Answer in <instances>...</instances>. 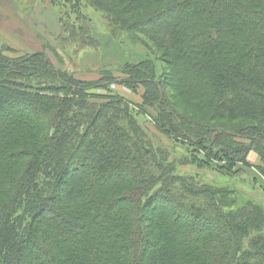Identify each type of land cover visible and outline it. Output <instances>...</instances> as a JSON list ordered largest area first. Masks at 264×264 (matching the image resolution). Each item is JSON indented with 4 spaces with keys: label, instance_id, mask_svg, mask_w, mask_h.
<instances>
[{
    "label": "trees",
    "instance_id": "1",
    "mask_svg": "<svg viewBox=\"0 0 264 264\" xmlns=\"http://www.w3.org/2000/svg\"><path fill=\"white\" fill-rule=\"evenodd\" d=\"M40 2L55 46L0 41V264H264V0H86L151 55L99 82L50 55L101 51L82 1Z\"/></svg>",
    "mask_w": 264,
    "mask_h": 264
},
{
    "label": "rangeland",
    "instance_id": "2",
    "mask_svg": "<svg viewBox=\"0 0 264 264\" xmlns=\"http://www.w3.org/2000/svg\"><path fill=\"white\" fill-rule=\"evenodd\" d=\"M40 1L41 0H0V21L2 22V24L0 25V30L4 34L3 39L0 33V41L6 46L12 47V49L16 50L20 56L26 55V53L34 51L35 48H37L40 52L42 50V46H39L40 43L36 42V40L27 30V24H30L31 26L33 25L34 27L42 25V28L46 30L45 33L47 34L46 36L49 41L48 43L51 42L52 45L55 46L53 40V36L55 35L50 34V32H53L55 30L54 17L55 15L57 16V12L56 10L50 9L46 5H43ZM81 1L87 9L88 15L92 19L93 26L98 34L97 38L102 42L101 44L105 49L104 58H97V60L96 58H91L90 60H88V62L83 61L81 63L85 55L89 56L92 53L77 55L74 50L75 45L70 47V44L66 43L65 47L62 44L59 45L63 53L66 52L65 54L69 59H63L65 60L64 66L58 63V59L50 53L57 67H59L61 70H68L71 73H74L75 76L79 79L85 81L99 82L103 71L110 70L115 77L120 78L123 77L122 67L124 64H137L147 57L151 58V55L149 54L148 50L143 45H140L138 43L140 41H144L143 36H136L135 39L138 40V42H131L130 40H128L129 36L123 34L120 27L116 23L111 22L107 12L99 8H89L86 5V0ZM108 34H115V39L118 41H122V45L119 46L118 44H115L110 38V36H108ZM43 42L45 44L47 43L45 39H43ZM148 43L150 46H153L151 42L148 41ZM35 45H37V47H35ZM97 54H101V52H98ZM167 67H169V64H167ZM100 70H102L101 73ZM171 73H173V70L169 68V70L167 71L168 78L171 76ZM141 90L142 89H140L136 93H133L127 87L115 84L111 86V93H107L104 90H95V93L104 96L120 95L134 104H141ZM166 91L171 96L175 108L182 115L194 118H197L199 115H201L189 109L187 110L186 106L181 103L180 97L177 95L176 91L171 88H167ZM147 127L154 134L153 136L156 137L155 142H157L159 139L163 143L169 144V142L164 136L160 135L159 133H156V130L152 125L147 124ZM255 158L256 157L251 158L252 163L253 161H255V163L259 161L258 157L256 159ZM18 169L20 170V167ZM246 171L249 175L254 174L252 173L253 171ZM195 172L196 169L194 168L184 167V173L188 175H193L195 174ZM200 175L203 179H205L206 182L211 181L213 179H219L220 182L223 181L224 183L227 182L226 180H221L222 178L217 177L212 171L203 170ZM249 175L244 176V178L248 179L250 177ZM241 179L242 178L240 177V180ZM251 179L252 178L248 179L247 181H245V183L247 182V185H249V183L251 184ZM66 181L68 182L69 180ZM256 190L259 192V200H264V191L259 189ZM0 201L5 202L6 199L0 196Z\"/></svg>",
    "mask_w": 264,
    "mask_h": 264
},
{
    "label": "crops",
    "instance_id": "3",
    "mask_svg": "<svg viewBox=\"0 0 264 264\" xmlns=\"http://www.w3.org/2000/svg\"><path fill=\"white\" fill-rule=\"evenodd\" d=\"M29 15V14H28ZM0 17H1V13H0ZM55 20H54V25H55V30L53 31V32H50V34H53V35H55V36H53V39H54V37H56V36H58L59 34H60V28H59V25H58V22H57V16L55 15ZM2 24V22L0 21V25ZM26 26H28V27H26L27 28V30L30 32V34L33 36V38L36 40V42H39L40 44H39V46H42V49H43V43H42V39L41 38H43V39H45V40H48L47 39V34L45 33L46 32V30H44L43 28H42V25L40 26V25H38L37 27H34L33 25L31 26L30 24H27ZM45 27V26H44ZM57 30H58V32H57ZM0 33H1V35H2V38L4 37V34H3V32L0 30ZM4 39V38H3ZM6 41V40H5ZM102 43V42H101ZM116 44V43H115ZM104 45V44H103ZM35 47H37V45H35ZM12 48V47H11ZM42 51V50H41ZM38 52H40L37 48H35V50L34 51H32V52H28V53H26V55H28V54H34V53H38ZM101 54H94V53H92V54H90L89 56L88 55H85L84 57H83V59H82V61H81V63L83 62V61H85V62H88V60H90L91 58H96V60H97V58L98 59H102V58H104V55H105V49L103 48V46H102V48H101Z\"/></svg>",
    "mask_w": 264,
    "mask_h": 264
}]
</instances>
